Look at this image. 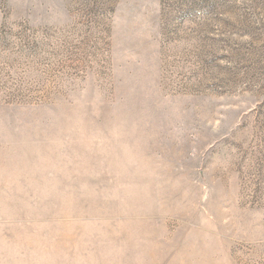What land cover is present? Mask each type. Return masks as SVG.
Listing matches in <instances>:
<instances>
[{"label": "rangeland", "instance_id": "obj_1", "mask_svg": "<svg viewBox=\"0 0 264 264\" xmlns=\"http://www.w3.org/2000/svg\"><path fill=\"white\" fill-rule=\"evenodd\" d=\"M0 264H264V0H0Z\"/></svg>", "mask_w": 264, "mask_h": 264}]
</instances>
